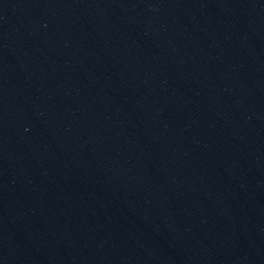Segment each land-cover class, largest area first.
<instances>
[{"label":"water","instance_id":"water-1","mask_svg":"<svg viewBox=\"0 0 264 264\" xmlns=\"http://www.w3.org/2000/svg\"><path fill=\"white\" fill-rule=\"evenodd\" d=\"M0 264H264V0H0Z\"/></svg>","mask_w":264,"mask_h":264}]
</instances>
